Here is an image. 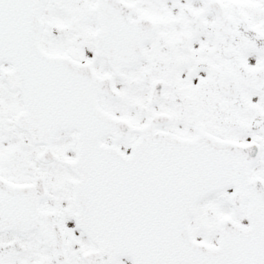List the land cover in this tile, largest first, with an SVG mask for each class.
<instances>
[{
    "label": "snow or ice",
    "instance_id": "6c2138e0",
    "mask_svg": "<svg viewBox=\"0 0 264 264\" xmlns=\"http://www.w3.org/2000/svg\"><path fill=\"white\" fill-rule=\"evenodd\" d=\"M0 264H264V0H0Z\"/></svg>",
    "mask_w": 264,
    "mask_h": 264
}]
</instances>
